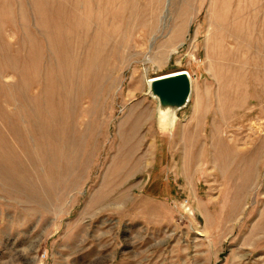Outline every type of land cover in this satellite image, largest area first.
<instances>
[{
  "label": "rangeland",
  "instance_id": "1",
  "mask_svg": "<svg viewBox=\"0 0 264 264\" xmlns=\"http://www.w3.org/2000/svg\"><path fill=\"white\" fill-rule=\"evenodd\" d=\"M114 1L0 0V264H264V0Z\"/></svg>",
  "mask_w": 264,
  "mask_h": 264
},
{
  "label": "bare ground",
  "instance_id": "2",
  "mask_svg": "<svg viewBox=\"0 0 264 264\" xmlns=\"http://www.w3.org/2000/svg\"><path fill=\"white\" fill-rule=\"evenodd\" d=\"M97 3L99 4V9H98V13L100 14L101 12H106L108 14L106 15H111L113 21L115 22V24H113L110 28V30L112 31L114 28H120L119 26V22L123 23L125 20V17L127 15L126 13V6L124 5L123 2H120V6L114 1V0H103V2H101L100 0H97ZM76 6V9H74V19H80L81 22L83 23L84 26H86V24H89V15L88 14V10L85 13H80L78 12V4L74 5V7ZM117 8V9H116ZM78 12V13H77ZM115 12H117V14H115ZM91 13V12H90ZM82 14H85L84 16H81ZM134 14L133 12L129 13L127 16ZM75 21V20H74ZM100 24L103 23V20H99L98 21ZM104 24H102L100 26V28L97 30L96 34H95V38H94V42L96 43V45H102L104 44V42L107 41V36L103 35L106 32L105 31H109V28L107 30L103 29ZM119 45V44H118ZM100 54L101 52L99 50L96 49V52L94 50H91L88 53V57H87V66L91 69L94 70V72H97L100 70V67L97 66L94 62V57L96 54ZM161 55V54H160ZM149 61H152L151 59H149ZM157 61V60H156ZM97 62V61H96ZM177 72L174 73H168L162 76H158V77H153V78H149L146 83L149 84L151 82H153L155 79H159V78H168V77H172V76H176ZM96 74V73H95ZM187 74V73H186ZM188 75V74H187ZM189 76V75H188ZM97 81L100 83L101 82V77L100 75L97 77ZM96 81V83H97ZM141 113H138L137 116H140ZM159 126L161 129H167V128H172L174 121L176 120L175 116L171 115L168 112L167 108H162L159 111ZM130 136H134L133 133H130ZM133 146L130 147V151L132 150Z\"/></svg>",
  "mask_w": 264,
  "mask_h": 264
},
{
  "label": "water",
  "instance_id": "3",
  "mask_svg": "<svg viewBox=\"0 0 264 264\" xmlns=\"http://www.w3.org/2000/svg\"><path fill=\"white\" fill-rule=\"evenodd\" d=\"M176 76L168 78H157L148 86L149 95L156 99L159 104V111L167 108L168 112L175 116L176 111L186 107L190 94V78L186 72H177Z\"/></svg>",
  "mask_w": 264,
  "mask_h": 264
}]
</instances>
